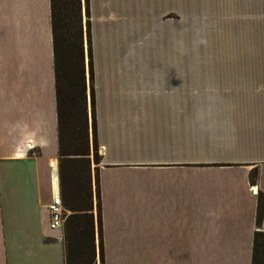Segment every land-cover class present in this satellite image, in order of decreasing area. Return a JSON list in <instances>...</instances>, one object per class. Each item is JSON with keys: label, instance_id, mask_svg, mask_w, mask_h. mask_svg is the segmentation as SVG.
I'll return each mask as SVG.
<instances>
[{"label": "crops", "instance_id": "1", "mask_svg": "<svg viewBox=\"0 0 264 264\" xmlns=\"http://www.w3.org/2000/svg\"><path fill=\"white\" fill-rule=\"evenodd\" d=\"M88 9L102 264H251L264 231V0ZM190 40L229 43L190 65ZM87 59L84 31L88 77ZM58 163L50 0H0V264H65L47 210Z\"/></svg>", "mask_w": 264, "mask_h": 264}, {"label": "trees", "instance_id": "2", "mask_svg": "<svg viewBox=\"0 0 264 264\" xmlns=\"http://www.w3.org/2000/svg\"><path fill=\"white\" fill-rule=\"evenodd\" d=\"M57 111L59 181L65 208L71 212L64 221L65 264H95L92 186L89 172L87 84L81 0H50ZM89 17L88 0H84ZM87 42L90 127L94 151L96 109L90 24L85 27ZM99 162V161H98ZM97 162V163H98ZM256 171L250 172L254 183ZM99 258L102 264L99 178L96 176ZM251 264H264V231L253 235Z\"/></svg>", "mask_w": 264, "mask_h": 264}, {"label": "rangeland", "instance_id": "3", "mask_svg": "<svg viewBox=\"0 0 264 264\" xmlns=\"http://www.w3.org/2000/svg\"><path fill=\"white\" fill-rule=\"evenodd\" d=\"M89 17L87 16V14L85 13V5H84V0H81V21H82V26H83V31H85V27H86V21L89 20ZM83 37H84V32H83ZM229 42H222V41H208V40H204V41H192L190 40V45H189V49H190V65H196V60L199 59L201 61V57H196L193 54H195L194 52L196 51V49H202V50H212V49H222L225 48V46L228 44ZM246 44H249V46L255 42H245ZM251 47V46H250ZM195 50V51H194ZM195 74H191L190 73V77L193 76ZM87 75H86V84H87V110H88V135H89V146H90V154H89V162L87 163L89 166V172H90V180H91V186H92V214H93V218H94V243H95V264H100L99 262V258H98V228H97V199L95 196V191H96V176H97V165L99 164L98 161H100V147L97 144L96 146V150L94 151L93 149V144H92V133H91V127H90V116H89V103H88V94H89V86H88V79H87ZM95 90V89H94ZM95 109H96V105H95ZM98 162V163H97ZM62 197V196H61ZM70 211V210H69ZM71 212V211H70ZM70 214V213H69Z\"/></svg>", "mask_w": 264, "mask_h": 264}, {"label": "built area", "instance_id": "4", "mask_svg": "<svg viewBox=\"0 0 264 264\" xmlns=\"http://www.w3.org/2000/svg\"><path fill=\"white\" fill-rule=\"evenodd\" d=\"M47 210L49 214V228L52 230L62 228L65 218L70 211L65 208L60 194L52 196L51 201L47 204Z\"/></svg>", "mask_w": 264, "mask_h": 264}]
</instances>
